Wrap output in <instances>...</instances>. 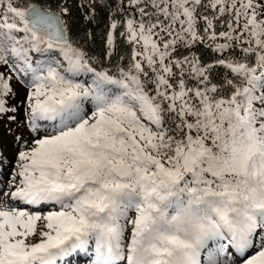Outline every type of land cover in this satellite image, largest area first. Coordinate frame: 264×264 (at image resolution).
Here are the masks:
<instances>
[{"label":"snow or ice","instance_id":"obj_1","mask_svg":"<svg viewBox=\"0 0 264 264\" xmlns=\"http://www.w3.org/2000/svg\"><path fill=\"white\" fill-rule=\"evenodd\" d=\"M100 6L0 0V264H264V0Z\"/></svg>","mask_w":264,"mask_h":264},{"label":"trees","instance_id":"obj_2","mask_svg":"<svg viewBox=\"0 0 264 264\" xmlns=\"http://www.w3.org/2000/svg\"><path fill=\"white\" fill-rule=\"evenodd\" d=\"M68 6L73 16L74 31L78 33L77 38L84 43L86 50L92 55L99 56L104 51L103 34L109 20L108 8L100 6L103 0H98L97 7L94 12L90 10L89 14L94 16V19L89 22L82 19L84 16L83 9L79 8L80 0H67ZM219 30V25L217 26ZM91 33V35H89ZM119 45V41H117ZM123 48L118 47L117 52L122 53ZM116 57L114 56L113 59Z\"/></svg>","mask_w":264,"mask_h":264},{"label":"rangeland","instance_id":"obj_3","mask_svg":"<svg viewBox=\"0 0 264 264\" xmlns=\"http://www.w3.org/2000/svg\"><path fill=\"white\" fill-rule=\"evenodd\" d=\"M13 128L15 129V126H13ZM0 151L3 152L4 156L7 157L9 161L14 159L16 149L13 145V136L7 132L4 122H0ZM5 169L8 170V168Z\"/></svg>","mask_w":264,"mask_h":264}]
</instances>
